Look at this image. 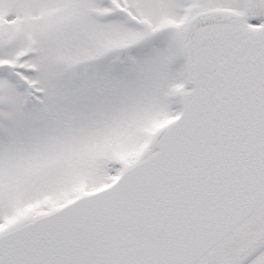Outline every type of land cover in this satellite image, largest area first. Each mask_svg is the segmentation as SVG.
I'll list each match as a JSON object with an SVG mask.
<instances>
[{
  "label": "snow or ice",
  "instance_id": "snow-or-ice-1",
  "mask_svg": "<svg viewBox=\"0 0 264 264\" xmlns=\"http://www.w3.org/2000/svg\"><path fill=\"white\" fill-rule=\"evenodd\" d=\"M0 264H264V0H0Z\"/></svg>",
  "mask_w": 264,
  "mask_h": 264
}]
</instances>
